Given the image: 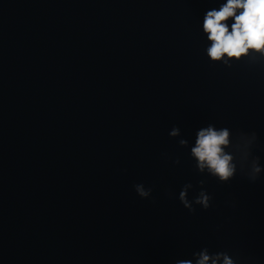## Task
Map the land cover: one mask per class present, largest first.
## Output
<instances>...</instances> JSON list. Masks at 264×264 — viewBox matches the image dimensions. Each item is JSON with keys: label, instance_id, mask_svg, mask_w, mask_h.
<instances>
[{"label": "water", "instance_id": "water-1", "mask_svg": "<svg viewBox=\"0 0 264 264\" xmlns=\"http://www.w3.org/2000/svg\"><path fill=\"white\" fill-rule=\"evenodd\" d=\"M223 2L0 0V264H174L205 246L264 264V176L220 183L169 136L255 131L264 164V63L205 51ZM201 179L213 206L193 213L177 197Z\"/></svg>", "mask_w": 264, "mask_h": 264}, {"label": "clouds", "instance_id": "clouds-1", "mask_svg": "<svg viewBox=\"0 0 264 264\" xmlns=\"http://www.w3.org/2000/svg\"><path fill=\"white\" fill-rule=\"evenodd\" d=\"M229 19L232 23L229 25ZM203 32L210 42L205 51L212 62L232 67L233 62L245 60L255 65L264 63V0H225L219 9L206 11ZM171 137H180L177 141L182 148H190L189 154L194 160L197 173L214 177L220 183L232 181L239 173L249 182L255 183L264 176V164L254 154L258 143L255 131H240L234 135L229 127H217L209 123L197 129L194 143L182 137L178 126L172 127ZM174 163H179V159ZM198 192L189 198L192 183H185L178 193L181 204L190 212H196L197 206L207 210L213 206V197L203 187L205 180L199 181ZM141 198H150L152 189L143 183L134 185ZM174 264H254L251 257L238 252L221 249L211 251L205 246L191 253V258L177 259Z\"/></svg>", "mask_w": 264, "mask_h": 264}]
</instances>
